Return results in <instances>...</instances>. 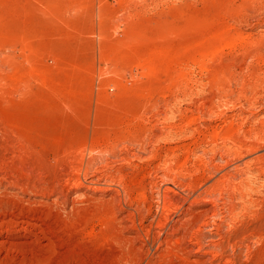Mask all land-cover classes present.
<instances>
[{
	"label": "rangeland",
	"instance_id": "obj_1",
	"mask_svg": "<svg viewBox=\"0 0 264 264\" xmlns=\"http://www.w3.org/2000/svg\"><path fill=\"white\" fill-rule=\"evenodd\" d=\"M261 224L264 0H0V264H264Z\"/></svg>",
	"mask_w": 264,
	"mask_h": 264
},
{
	"label": "bare ground",
	"instance_id": "obj_2",
	"mask_svg": "<svg viewBox=\"0 0 264 264\" xmlns=\"http://www.w3.org/2000/svg\"><path fill=\"white\" fill-rule=\"evenodd\" d=\"M86 158V157H85ZM226 162V161H225ZM168 165V164H167ZM219 165V164H218ZM225 165H226V163H225ZM222 166V165H221ZM227 166H228V164H227ZM168 167V166H167ZM226 169V168H225ZM118 170V169H117ZM220 173H222V178H221V180H219L217 183L216 182H214V183H216V184H212V189H214L215 190V188H219V186H222L224 183H225V181H224V179H226L227 180V178L229 177L228 176V173L226 174L225 173V170L223 169V170H221L220 171ZM219 175V174H218ZM228 176V177H227ZM220 177V176H219ZM230 178V177H229ZM161 180V179H160ZM119 183V182H118ZM211 183V182H210ZM239 183V182H238ZM240 184V183H239ZM226 185V184H225ZM119 186V185H118ZM240 186V185H239ZM89 187V186H88ZM221 188V187H220ZM224 187H222L221 189H223ZM171 189V188H170ZM172 190V189H171ZM224 190V189H223ZM210 191V190H209ZM208 191V192H209ZM218 191V190H217ZM208 192H206V195H209L208 194ZM210 192H212V191H210ZM214 192V191H213ZM216 192V191H215ZM241 192V191H240ZM218 193V192H217ZM217 193H214V194H217ZM165 195H164V199H165V206L163 207V211H162V219L161 220H164V222H162L161 220H160V224H163V225H160V227L162 226V228L163 227H165L167 224H168V220H169V218H170V213H171V207L173 206H170L171 205V201H172V198L170 197V190L168 189L165 193H164ZM205 194V193H204ZM161 195V194H160ZM176 195V194H175ZM211 195H213V193H211ZM67 196V195H66ZM216 196V195H215ZM41 197V196H40ZM123 198V197H122ZM208 198V197H207ZM212 198V197H211ZM215 199H217V197H214ZM213 198V199H214ZM218 198H220V197H218ZM209 199H210V196H209ZM213 199H212V201H213ZM188 200V199H187ZM190 200V199H189ZM188 200V201H189ZM219 200V199H218ZM187 201V202H188ZM196 201V200H195ZM211 201V202H212ZM220 201V200H219ZM141 202V201H140ZM173 202H175V201H173ZM178 202V201H177ZM214 202V203H213ZM212 203H213V206H211V208H209V210H206L205 212H202V218H199L198 217V219L196 220V218H195V220H193V221H191L192 219H189V221L190 222H188V224H187V222H185V225H187L186 227H189L188 229H189V233L188 234H186L187 232H183V234H184V236L182 235V234H180V235H182V237H181V240H182V238L184 237V238H187L188 239V237H189V239H191L192 241H191V243L189 244L190 246V249L189 250H191V252H201L202 251V249H203V246H202V244L204 243V239L206 238L205 237V235H207V234H205L204 235V232H203V230H205L206 231V229H209V233L212 235L211 237H212V239H213V235H216V236H218L219 237V239H218V241H217V243H216V241L213 239V240H211L212 242H211V244H213L214 246H213V248L216 250V252H217V249L219 250L220 249V251H218V252H221V253H225V250H228L227 249V247L228 246H231V244L233 243H235L234 241H232V239H233V237L232 236H234L233 234L232 235H230L228 232V234L227 235H223V232H222V229L227 225V226H229L230 224L232 225V224H234V222L232 223V221L234 220V217H235V215L237 216V214H235L234 212H236L237 210H235L234 211V209H232V207H231V209H225L226 208V206L225 207H220L221 205L219 204V203H221V202H219V203H216V200L215 201H213ZM159 203V202H158ZM195 203V202H194ZM193 203V204H194ZM161 204V203H160ZM175 204H177L178 205V203H175ZM180 204V203H179ZM222 204V203H221ZM257 204V203H256ZM182 205V204H181ZM190 205H191V203H190ZM174 207V206H173ZM228 207V206H227ZM180 208V207H179ZM178 208V209H179ZM183 209V208H182ZM180 210V209H179ZM184 210V209H183ZM182 210V211H183ZM244 210V209H243ZM186 211H188V213H189V211H190V209L189 208H187L186 209ZM185 211V212H186ZM184 213V212H183ZM161 216V215H160ZM158 219V218H157ZM235 221V220H234ZM156 222V221H155ZM171 222V221H170ZM178 222V221H177ZM181 223V222H180ZM156 224V223H155ZM170 224V223H169ZM263 224V223H262ZM259 225V226H255V227H250V228H247V229H244V230H240L239 231V233H237V235H236V238H238L237 240L240 242V240L241 241H243V242H245L246 243V241L249 243V242H251L250 240H254V239H257V241H263V238H264V225ZM185 225H183V227H185ZM154 226V225H153ZM159 226V225H158ZM224 226V227H223ZM156 227V226H155ZM167 227V226H166ZM165 227V228H166ZM182 226L180 227V228H183ZM156 229V228H155ZM164 229V228H163ZM183 229H185V228H183ZM165 230V229H164ZM183 231V230H182ZM207 232V231H206ZM214 232V233H213ZM177 233H179L178 231H177ZM174 234H176V232H174ZM210 237V236H209ZM235 237V236H234ZM167 239V238H166ZM187 239H185V240H187ZM211 239V238H210ZM240 239V240H239ZM168 240V239H167ZM194 240H195V242H194ZM204 240V241H203ZM235 240V239H234ZM184 241V240H183ZM189 241V240H188ZM203 241V242H202ZM237 241V242H238ZM179 242V241H178ZM182 242V241H181ZM243 242H242V244H243ZM165 243H166V240H165ZM170 243H172V242H170ZM244 243V244H245ZM252 243V242H251ZM167 244V243H166ZM210 244V245H211ZM232 244V247H235V246H237V244L238 243H236L235 245H233ZM242 244H240L239 243V245L240 246H243ZM250 245V244H249ZM169 246V245H168ZM246 246H247V244H246ZM208 247H211V246H208ZM231 247V248H232ZM212 248V247H211ZM236 248V247H235ZM233 249V248H232ZM233 250H235V249H233ZM209 252V251H208ZM217 254V253H216ZM232 255V254H231ZM215 257V256H214ZM226 264V263H225Z\"/></svg>",
	"mask_w": 264,
	"mask_h": 264
}]
</instances>
